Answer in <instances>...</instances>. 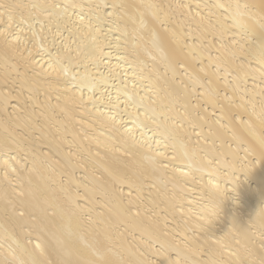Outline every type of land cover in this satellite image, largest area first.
Masks as SVG:
<instances>
[{
  "label": "bare ground",
  "instance_id": "bare-ground-1",
  "mask_svg": "<svg viewBox=\"0 0 264 264\" xmlns=\"http://www.w3.org/2000/svg\"><path fill=\"white\" fill-rule=\"evenodd\" d=\"M0 264H264V0H0Z\"/></svg>",
  "mask_w": 264,
  "mask_h": 264
}]
</instances>
